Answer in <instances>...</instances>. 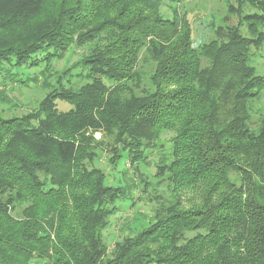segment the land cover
<instances>
[{
    "label": "trees",
    "instance_id": "1",
    "mask_svg": "<svg viewBox=\"0 0 264 264\" xmlns=\"http://www.w3.org/2000/svg\"><path fill=\"white\" fill-rule=\"evenodd\" d=\"M238 2L240 25L195 46L163 0H0V67L40 69L21 83L45 92L7 117L0 85V264H264V115L250 127L264 0ZM76 46L89 52L54 72ZM166 131L153 183L141 166ZM96 132L111 170L124 160L143 191L171 193L111 252L102 231L133 188L108 184Z\"/></svg>",
    "mask_w": 264,
    "mask_h": 264
},
{
    "label": "rangeland",
    "instance_id": "2",
    "mask_svg": "<svg viewBox=\"0 0 264 264\" xmlns=\"http://www.w3.org/2000/svg\"><path fill=\"white\" fill-rule=\"evenodd\" d=\"M161 14L171 18L172 12L170 9H177L181 14H187L192 24L193 40L195 46H199L201 42L213 41L215 31L218 29L230 30L235 26L238 27L242 22L240 14V5L238 0H163ZM247 13L254 14L256 8L246 7ZM245 11V13H246ZM258 13V14H259ZM250 22L242 23V32L247 35V28ZM217 29V30H216ZM256 55L251 59V64L256 67L259 74L264 75V45L261 49L253 50ZM89 52V47H71L70 52L66 54L63 60L57 61L55 71H60L65 65L70 66L76 63ZM14 62V61H11ZM40 69L16 68L14 63H5L0 67V85L11 98L12 106H4L6 116H23L28 112H32L38 108L40 101L45 96V92L33 83H29L30 87L21 83L28 78H34L39 75ZM55 75V73H53ZM80 79V78H79ZM41 80V79H40ZM86 82H83L85 84ZM251 110L252 121L250 127L256 130L260 123L261 117L264 115V96L254 104ZM63 111H66L68 106L62 102L58 105ZM10 107L11 110H8ZM96 140L105 139L103 151L101 152V161L98 166L104 170L108 177V184L113 186L133 188L129 199L120 201L116 204L119 211L111 218L110 226L102 231V236L105 244L109 247L110 252L116 241L122 240L124 237L131 235L135 230L141 227L148 226L154 211L157 208L159 198L160 202H169L171 193L166 184L161 185L155 192L152 189L143 191V188L138 183L139 179L129 167V163L124 160L120 162L116 170H111L109 159L112 156L111 147L108 146V138H104L102 133L94 134ZM174 132L166 131L162 134L161 139L156 142L155 150L149 156V166H141V171L147 174L149 179L155 183L153 175L155 174V163L158 156L163 153L161 145H164L165 150H169L172 144ZM97 165V164H96ZM135 186V187H134ZM145 188V187H144ZM147 190V188H145ZM187 199L197 201L198 197L193 193L186 196ZM134 199V205L133 200ZM39 264H48L47 261L39 260Z\"/></svg>",
    "mask_w": 264,
    "mask_h": 264
}]
</instances>
